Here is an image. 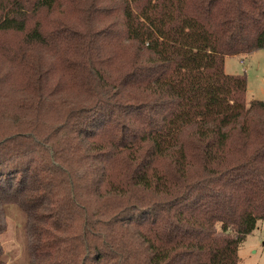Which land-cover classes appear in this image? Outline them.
Segmentation results:
<instances>
[{"label": "trees", "instance_id": "16d2710c", "mask_svg": "<svg viewBox=\"0 0 264 264\" xmlns=\"http://www.w3.org/2000/svg\"><path fill=\"white\" fill-rule=\"evenodd\" d=\"M262 49L264 0H0V234L16 203L30 264H240L264 100L225 61Z\"/></svg>", "mask_w": 264, "mask_h": 264}, {"label": "rangeland", "instance_id": "374dc122", "mask_svg": "<svg viewBox=\"0 0 264 264\" xmlns=\"http://www.w3.org/2000/svg\"><path fill=\"white\" fill-rule=\"evenodd\" d=\"M246 57H228L225 70L229 74L247 75V102L264 100V49ZM2 207L6 221L5 231L0 234L3 260L7 264H30L26 214L16 203H5ZM239 257L240 264H264V221H260L256 230L241 244Z\"/></svg>", "mask_w": 264, "mask_h": 264}, {"label": "crops", "instance_id": "0c3cea01", "mask_svg": "<svg viewBox=\"0 0 264 264\" xmlns=\"http://www.w3.org/2000/svg\"><path fill=\"white\" fill-rule=\"evenodd\" d=\"M251 54H249V55H240V56H236V57H242V58H244V57H246V56H250ZM228 57H234V56H228ZM227 57V58H228ZM227 58H226V60H227ZM247 58V57H246ZM226 63V62H225ZM259 223H260V221L258 222V224H257V227H258V225H259ZM256 230V229H255Z\"/></svg>", "mask_w": 264, "mask_h": 264}]
</instances>
